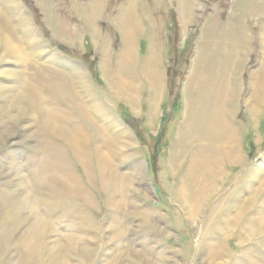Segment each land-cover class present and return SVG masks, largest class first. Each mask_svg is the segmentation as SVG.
<instances>
[{
  "label": "rangeland",
  "instance_id": "obj_1",
  "mask_svg": "<svg viewBox=\"0 0 264 264\" xmlns=\"http://www.w3.org/2000/svg\"><path fill=\"white\" fill-rule=\"evenodd\" d=\"M46 263L264 264V0H0V264Z\"/></svg>",
  "mask_w": 264,
  "mask_h": 264
},
{
  "label": "bare ground",
  "instance_id": "obj_2",
  "mask_svg": "<svg viewBox=\"0 0 264 264\" xmlns=\"http://www.w3.org/2000/svg\"><path fill=\"white\" fill-rule=\"evenodd\" d=\"M5 23V22H4ZM7 24V23H6ZM5 25V24H4ZM3 25V26H4ZM23 25V24H22ZM24 25H25V23H24ZM2 26V25H1ZM9 28V27H8ZM4 30V29H3ZM10 32H13V31H10ZM25 34H29L30 35V33L29 32H25ZM12 38V37H11ZM5 39V38H4ZM6 40V43H5V46L7 47V46H12V43L8 40V39H5ZM9 43V44H8ZM10 43H11V45H10ZM5 49V48H4ZM7 51V50H6ZM19 51V50H18ZM19 53H20V51H19ZM8 54V53H7ZM16 54H18V53H16ZM17 57V56H16ZM19 57V56H18ZM20 59V58H19ZM71 77L78 83V85L81 87V89H82V93L83 94H85L86 95V97H88V96H92V93L90 92V90H89V87L85 84L86 83V80H85V78H84V75L81 73V72H79V70L78 69H71ZM75 83V82H74ZM27 84V83H26ZM24 87V86H23ZM27 87L29 88V92L31 93H34L35 92V88L32 86V85H27ZM21 88V87H20ZM80 89V90H81ZM23 90V89H22ZM39 91V90H38ZM37 92V91H36ZM22 93V92H21ZM38 93V92H37ZM21 95H23V94H21ZM88 95V96H87ZM22 99V98H21ZM41 100V99H40ZM88 100H89V98H88ZM45 102H46V100H45ZM91 102V101H90ZM44 105V104H43ZM93 107V106H92ZM91 108V107H90ZM89 108V109H90ZM28 109V108H27ZM89 109H88V111H89ZM91 109H93V108H91ZM22 111V110H21ZM45 111H47V110H45ZM50 112V111H49ZM90 112V111H89ZM89 115V114H88ZM103 117V116H102ZM41 119V118H40ZM46 119V118H45ZM52 119V118H51ZM43 120V119H42ZM56 120V119H55ZM45 121H47V119L45 120ZM48 123V122H47ZM60 123V122H59ZM58 123V124H59ZM43 124V123H42ZM62 125V124H61ZM52 126H54V125H52ZM45 127V126H44ZM55 127V126H54ZM56 129V128H55ZM53 130V129H52ZM56 131V130H55ZM77 131V130H76ZM53 132V131H52ZM83 134V133H82ZM67 135V134H66ZM78 135V134H77ZM79 139V138H78ZM42 141V140H41ZM75 142V141H74ZM78 144H79V142H78ZM72 145V144H71ZM75 146V145H74ZM80 146V145H79ZM80 148V147H79ZM71 150V149H70ZM73 151V150H72ZM71 151V152H72ZM74 152V151H73ZM81 152V151H80ZM72 154V153H71ZM81 156V155H80ZM78 157H79V155H78ZM86 157V156H85ZM103 158V157H102ZM101 158V159H102ZM82 159V158H81ZM110 159V158H109ZM78 162V161H77ZM86 163V162H85ZM80 164H81V162H80ZM86 166V165H85ZM110 168H111V166H110ZM54 169V168H53ZM108 169V168H107ZM139 170V169H138ZM55 171V170H54ZM50 172V171H49ZM52 174V173H51ZM55 176V175H54ZM42 178V177H41ZM44 178V177H43ZM62 179V178H61ZM67 179V178H66ZM59 180V179H58ZM74 187V186H73ZM68 188V187H67ZM126 188V187H125ZM70 191V190H69ZM31 206V205H30ZM33 210V209H32ZM41 218H43V217H41ZM36 220V219H35ZM40 220V219H39ZM45 222H46V220H45ZM50 223H49V226L48 225H46V226H48L49 227V229H50ZM36 227H38L39 228V226H41V223L40 222H38V219H37V224L35 225ZM46 228V227H45ZM31 229V228H30ZM37 229V228H36ZM40 229H43L42 227L40 228ZM40 229H39V231H40ZM44 230V229H43ZM44 234V233H43ZM39 236V235H38ZM40 236H41V234H40ZM71 248H73V247H70V249ZM213 254V258L215 257V258H218L219 256L218 255H216V254H214V253H212ZM81 255L84 257V258H86L85 256H88L89 255V251L86 249V248H84V249H82L81 250ZM63 262V261H62ZM47 264V263H46ZM65 264V263H64Z\"/></svg>",
  "mask_w": 264,
  "mask_h": 264
}]
</instances>
